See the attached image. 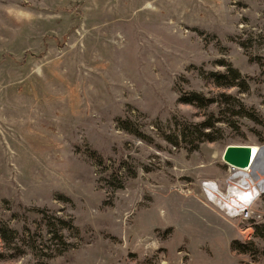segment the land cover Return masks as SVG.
I'll use <instances>...</instances> for the list:
<instances>
[{
  "label": "rangeland",
  "instance_id": "rangeland-1",
  "mask_svg": "<svg viewBox=\"0 0 264 264\" xmlns=\"http://www.w3.org/2000/svg\"><path fill=\"white\" fill-rule=\"evenodd\" d=\"M233 145H264V0H0V264H264L204 189Z\"/></svg>",
  "mask_w": 264,
  "mask_h": 264
},
{
  "label": "built area",
  "instance_id": "built-area-1",
  "mask_svg": "<svg viewBox=\"0 0 264 264\" xmlns=\"http://www.w3.org/2000/svg\"><path fill=\"white\" fill-rule=\"evenodd\" d=\"M226 165L229 173L225 181L226 191L221 190L216 182H211L204 184L205 192L222 202L224 209L221 210L227 218L251 224L246 232L252 231L256 224L264 220V214L260 211V202L264 199V186L259 181L262 174L255 168ZM232 187L238 188L241 194L231 195ZM248 234L251 237V232Z\"/></svg>",
  "mask_w": 264,
  "mask_h": 264
},
{
  "label": "trees",
  "instance_id": "trees-1",
  "mask_svg": "<svg viewBox=\"0 0 264 264\" xmlns=\"http://www.w3.org/2000/svg\"><path fill=\"white\" fill-rule=\"evenodd\" d=\"M230 87H233L235 86L233 83L232 84H229ZM189 100H186L187 102L186 103H192L193 99L192 98H188ZM197 129H198V133L200 134V138L202 137L203 141H207V140H210V141H213L214 139L211 138V135L210 134H206L205 131L206 130H209V129H212L213 126L212 125H209V124H200L198 126H196ZM191 134V132H190ZM193 134V132H192ZM187 135H188V130L185 129L183 130V136L182 138H187ZM255 237L257 238H260V239H263L264 240V224H259L255 227ZM4 238V236H3ZM248 245L250 246H254V243H248V244H245V243H241L240 241L238 240H235L232 244V248L235 250V251H238L239 253H248V250L247 247Z\"/></svg>",
  "mask_w": 264,
  "mask_h": 264
},
{
  "label": "water",
  "instance_id": "water-1",
  "mask_svg": "<svg viewBox=\"0 0 264 264\" xmlns=\"http://www.w3.org/2000/svg\"><path fill=\"white\" fill-rule=\"evenodd\" d=\"M227 151L224 154V161L226 163L231 164L232 166L241 167V168L250 166V164L248 163V160L251 158L253 153L247 148L243 146H236L232 148L229 152ZM261 157H262L261 164H263L264 163V145L261 146L259 154H258V158H256L254 164H257V162H259V159Z\"/></svg>",
  "mask_w": 264,
  "mask_h": 264
},
{
  "label": "bare ground",
  "instance_id": "bare-ground-1",
  "mask_svg": "<svg viewBox=\"0 0 264 264\" xmlns=\"http://www.w3.org/2000/svg\"><path fill=\"white\" fill-rule=\"evenodd\" d=\"M234 147H236V146H228L227 148H226V150H225V152H224V154L226 153V151L227 150H231L232 148H234ZM243 147H245V148H247L248 150H250L252 153H253V155L251 156V158L248 160V163L250 164V166H248V168L250 169H253V168H255V169H257V171L258 172H260L261 174H262V177H261V179L259 180L260 181V184H262V186H264V173H262V172H264V163L263 164H261V162H262V157L259 159V162H257V164H254L255 163V160H256V158H258V154H259V151H260V148H261V146L258 148V147H254V146H243ZM229 151H227V152H229ZM224 156V155H223ZM262 171V172H261ZM255 172V171H254ZM230 193H231V195H236V196H238V195H240L241 193H240V190L238 189V188H235V187H232L231 188V190H230ZM217 200V199H216ZM215 201V200H214ZM221 202V201H220ZM223 208V207H222Z\"/></svg>",
  "mask_w": 264,
  "mask_h": 264
}]
</instances>
